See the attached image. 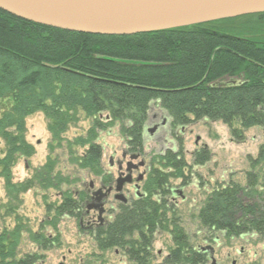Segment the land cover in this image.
Segmentation results:
<instances>
[{
  "label": "trees",
  "instance_id": "obj_1",
  "mask_svg": "<svg viewBox=\"0 0 264 264\" xmlns=\"http://www.w3.org/2000/svg\"><path fill=\"white\" fill-rule=\"evenodd\" d=\"M154 104L167 113V126L172 129L205 119L221 121L234 139L242 141L248 129L264 127V13L105 36L39 25L0 9V139L5 143L0 178L10 201L33 188L61 190L77 183L57 171L52 156L31 178L13 181L17 161L35 153L25 136L27 117L36 112L46 116L52 152L54 144L64 142L63 134L81 112L93 118L85 136L66 141L70 163L103 177L107 184L112 176L104 170V149L97 142L105 126L102 122L121 123L120 133L130 152L142 155ZM105 112L108 116L102 118ZM73 146L84 148L83 153L76 155ZM210 158V151L202 149L188 165L182 147L154 155L155 167L144 182L145 195L120 203L112 221L90 229L97 249H122L134 264H152L153 238L160 230L171 234L175 246L167 262H207L208 249L193 251L179 221L168 214L174 211L170 179L188 184L193 170L204 167ZM248 160L244 186L219 185L202 203L196 218L208 233L218 232L225 238L257 234L264 239V141L257 156ZM88 199L87 189L62 191L61 203L54 207L48 224L56 229L62 217L81 222ZM25 232L20 224L0 232V264L38 263L37 255L17 257ZM30 234L47 249L48 237ZM54 239L58 241L57 236Z\"/></svg>",
  "mask_w": 264,
  "mask_h": 264
},
{
  "label": "rangeland",
  "instance_id": "obj_2",
  "mask_svg": "<svg viewBox=\"0 0 264 264\" xmlns=\"http://www.w3.org/2000/svg\"><path fill=\"white\" fill-rule=\"evenodd\" d=\"M150 114L151 118L147 126L151 127L155 123H161L164 117H168L158 104L151 106ZM101 116L107 117L108 113L105 112ZM107 122H102L105 126L99 131L97 142L104 149L102 157L104 170L116 179L118 178L116 162L122 159L123 151H127V142L120 133L121 123ZM48 123L42 112H36L26 118V140L34 146L35 153L30 158L21 157L17 161L12 169L13 181L23 182L31 178L33 171L44 165L47 158L52 156L57 161V171L71 179H77V183L64 186L61 190L33 188L21 194L19 200L10 201L6 196L4 180L0 178V232L5 229L12 230L17 224L23 226L27 232L22 235L17 257L37 255L39 261L36 264H134L122 249L99 251L84 219L79 222L78 219L62 217L58 220L56 229L48 224L54 218V207L61 203L62 191H82L88 189L91 182L94 183V191H96L103 181V177L90 174L70 163L71 154L66 143L85 136L92 126L93 118L81 112L79 120L69 125L63 134L64 142L60 146L54 144L56 147L53 152L49 149L53 140L48 130ZM244 135V140L238 141L232 137L227 125L221 121L206 119L174 129L170 125L167 128L160 127L152 135L146 133L145 152L134 161L137 164L144 160L150 172L151 168L155 167L152 157L168 149L177 151L182 147L183 157L188 165H192L196 151L202 149L210 151V161L204 167H196L193 170L194 176L186 181L188 184H183L185 181L182 179H170V199L174 211L168 214V218L173 217L179 221L193 251L210 247L216 264H264L263 238L257 234L225 238L214 231H210V235L206 228L200 226L196 218L202 203L212 189L229 182L242 186L246 184V172L250 170L248 158L257 156L259 146L264 141V127L250 128ZM72 149L76 155L84 151V148L79 146H73ZM4 150L5 143L0 139V156L3 155ZM129 159L127 156L124 169ZM110 161L113 162V167L110 166ZM144 169L141 167L133 176L137 177L139 173L144 172ZM149 172L145 176L146 179ZM128 187L130 186L127 185L126 188ZM180 187L183 188L185 199L173 192V189ZM124 194L127 196L126 193ZM113 195L105 206L107 212L104 216L107 222L112 221L118 212L120 202H115ZM89 211H92L89 216L97 220L98 213H94V210ZM30 232L48 237L50 242L47 244V249H43L40 244L33 241ZM56 236L58 241L54 239ZM174 248L171 234L159 230L153 238L152 264H172L167 262V259ZM206 256L207 262L204 264H211L210 253Z\"/></svg>",
  "mask_w": 264,
  "mask_h": 264
},
{
  "label": "water",
  "instance_id": "obj_3",
  "mask_svg": "<svg viewBox=\"0 0 264 264\" xmlns=\"http://www.w3.org/2000/svg\"><path fill=\"white\" fill-rule=\"evenodd\" d=\"M0 9L43 26L93 35L129 36L264 13V0H0ZM168 121V117H164L161 123L147 126L146 133L152 135L160 127H166ZM129 158V164H132L140 154H131ZM129 164L127 175H120L114 188L115 200L124 203L127 201L122 193L124 185L144 179V173L133 179ZM110 165L113 166L112 161ZM117 165L119 170H123L122 162H117ZM144 165L145 161L141 160L134 167ZM89 185L94 187L93 182ZM177 190L184 198L183 189ZM111 191L112 187L98 198L96 196L101 189L95 191L87 210H97L101 216L105 211L102 197ZM210 259L211 264H216L213 250Z\"/></svg>",
  "mask_w": 264,
  "mask_h": 264
},
{
  "label": "flooded vegetation",
  "instance_id": "obj_4",
  "mask_svg": "<svg viewBox=\"0 0 264 264\" xmlns=\"http://www.w3.org/2000/svg\"><path fill=\"white\" fill-rule=\"evenodd\" d=\"M168 126H166V127H164V128H167ZM123 153H126L125 154V157H123ZM123 153H122V159L121 160H117V162H122V165H123V170H119L118 169V165H117V162H116V165H117V169H118V172H117V174H118V178H119V176L120 175H122L123 173H125V174H127V171H126V169H124V164H125V160H126V158H127V156H129V155H131L132 153L130 152V149H129V147H127V151H123ZM135 161V160H134ZM130 162L128 161L127 163H126V168L128 167L127 166V164H129ZM146 164V163H145ZM130 165V168H131V171H130V173H131V175H133L134 174V172H137L138 173V171H139V169L141 168V167H139V168H135L134 167V165H135V163L133 162V164H129ZM111 166V165H110ZM113 167V166H112ZM142 168H145L144 169V172H142V173H144V179L141 181V182H139V183H136L135 181H133L132 183H130V184H126L125 185V187H124V189H123V194L124 193H126V195L127 196H125V194H124V196H125V198H126V203H129V202H132V201H134L135 199H138V198H141L142 196H144L145 195V190H144V182H145V180H146V174H147V172H149V168L148 167H146V165H144V166H142ZM140 174V173H139ZM138 174V175H139ZM112 176V175H111ZM136 178V177H135ZM117 179V178H116ZM116 179H114L113 178V176H112V178H111V181L110 182H108L107 184L106 183H104L103 181H102V183L100 184V188L99 189H101V192L96 196L97 198L98 197H100V195H102V194H104V193H106V190L108 189V188H113V191H111L106 197H102V202L104 203V207L106 206V204H107V202L109 201V198H110V196L112 195V194H114L113 195V198H114V196H115V192H114V188H115V185H116ZM127 185H129L130 187H128V188H126L127 187ZM180 188H182V187H180ZM179 189V188H178ZM183 189V188H182ZM95 190V187H89L88 189H87V193H88V203H90V202H92L93 201V199H94V195H93V193L95 192L94 191ZM98 190V189H97ZM96 190V191H97ZM178 190L177 189H173V192H174V194L175 195H179L178 194V192H177ZM114 201L115 202H117L118 200H115V198H114ZM120 202V201H119ZM87 203V204H88ZM120 203H124V202H120ZM119 203V204H120ZM125 203V204H126ZM92 211H85V217H84V221H86V224H87V228L88 229H91V228H93V227H95V226H101V225H103L105 222H107V219L105 218V216H104V214H106V210L104 211V213L100 216L99 215V212L96 210H94L93 212L94 213H98V216H97V220L94 218V217H90L89 215H90V213H91ZM82 222V221H81ZM209 241V240H208ZM211 248L210 247H208V250L206 251V253H210L211 254Z\"/></svg>",
  "mask_w": 264,
  "mask_h": 264
},
{
  "label": "bare ground",
  "instance_id": "obj_5",
  "mask_svg": "<svg viewBox=\"0 0 264 264\" xmlns=\"http://www.w3.org/2000/svg\"><path fill=\"white\" fill-rule=\"evenodd\" d=\"M133 164V163H132ZM130 173V172H129ZM125 175H127V174H125ZM132 177H133V179H135V177L132 175ZM134 181V180H133ZM128 184V183H127ZM126 185V184H125ZM125 185H124V187H125ZM95 187V186H94ZM124 187H123V189H124ZM122 193H123V191H122ZM116 194V193H115ZM177 196H179V195H177ZM179 197H181V196H179ZM182 198V197H181ZM182 199H185V196H184V198H182ZM91 203V202H90ZM105 208V207H104ZM91 210H93V209H91Z\"/></svg>",
  "mask_w": 264,
  "mask_h": 264
}]
</instances>
